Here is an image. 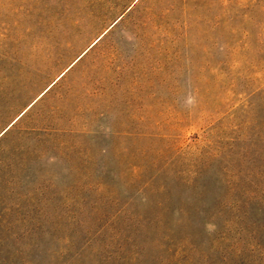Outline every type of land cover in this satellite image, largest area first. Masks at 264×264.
Here are the masks:
<instances>
[{
  "label": "rangeland",
  "instance_id": "1",
  "mask_svg": "<svg viewBox=\"0 0 264 264\" xmlns=\"http://www.w3.org/2000/svg\"><path fill=\"white\" fill-rule=\"evenodd\" d=\"M12 255L264 264V0H0Z\"/></svg>",
  "mask_w": 264,
  "mask_h": 264
},
{
  "label": "trees",
  "instance_id": "2",
  "mask_svg": "<svg viewBox=\"0 0 264 264\" xmlns=\"http://www.w3.org/2000/svg\"><path fill=\"white\" fill-rule=\"evenodd\" d=\"M31 255L21 256V255H12L10 257L1 259L0 264H31V262H35L37 264L41 263L37 259H34ZM245 264V263H241Z\"/></svg>",
  "mask_w": 264,
  "mask_h": 264
},
{
  "label": "water",
  "instance_id": "3",
  "mask_svg": "<svg viewBox=\"0 0 264 264\" xmlns=\"http://www.w3.org/2000/svg\"><path fill=\"white\" fill-rule=\"evenodd\" d=\"M17 119H18V118H17ZM17 119H16V120H17Z\"/></svg>",
  "mask_w": 264,
  "mask_h": 264
}]
</instances>
